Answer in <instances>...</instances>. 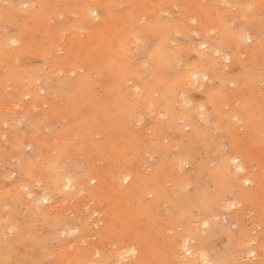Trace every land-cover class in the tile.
<instances>
[{"label": "rangeland", "instance_id": "rangeland-1", "mask_svg": "<svg viewBox=\"0 0 264 264\" xmlns=\"http://www.w3.org/2000/svg\"><path fill=\"white\" fill-rule=\"evenodd\" d=\"M263 127L264 0H0V264H264Z\"/></svg>", "mask_w": 264, "mask_h": 264}, {"label": "bare ground", "instance_id": "bare-ground-1", "mask_svg": "<svg viewBox=\"0 0 264 264\" xmlns=\"http://www.w3.org/2000/svg\"><path fill=\"white\" fill-rule=\"evenodd\" d=\"M93 12V11H92ZM94 12L95 13H97V15H98V10H94ZM93 12V13H94ZM91 13V11H86V13H85V15L87 16V17H90L91 18V15L93 14H90ZM96 15V16H97ZM21 31V30H20ZM242 38V37H241ZM242 39H244V38H242ZM248 47V46H247ZM169 53V52H168ZM206 54V53H205ZM215 64V63H214ZM199 70H201V69H199ZM203 70V69H202ZM62 74V73H61ZM197 77V76H196ZM78 80V79H77ZM174 84V83H173ZM8 87V86H7ZM170 87V86H169ZM7 90V89H6ZM222 91V90H221ZM146 100V99H145ZM5 109V108H4ZM171 109H172V107H171ZM176 115V114H175ZM263 119V118H262ZM263 122V121H262ZM260 125V124H259ZM256 128H258V126L256 127ZM264 128V127H263ZM258 130V129H257ZM35 133V132H34ZM196 138V137H195ZM206 147V146H205ZM200 157V156H199ZM182 158V157H181ZM195 161V160H194ZM236 161V160H235ZM237 170L238 171H244V168H243V166H241L240 165V167H238L237 168ZM65 175H68V174H65ZM64 177V176H63ZM70 178V177H69ZM211 178V177H210ZM72 179V178H71ZM129 179V177H125V179H124V182H126L127 180ZM190 181V180H189ZM212 181V180H211ZM62 182H63V180H62ZM67 184H63V183H61V184H63V191H65V190H70L71 189V186H72V181L70 180V179H68L67 178ZM197 191V190H196ZM211 195V194H210ZM46 201H48V200H46ZM193 203V202H192ZM206 208V207H205ZM178 218V217H177ZM71 224V223H70ZM69 224V225H70ZM206 225V223L204 224V226ZM81 233V232H80ZM44 244V243H43ZM46 244V243H45ZM184 244L186 245V244H188V242L187 241H185L184 242ZM186 247V246H185ZM232 247V246H231ZM138 250V249H137ZM137 250L135 249V248H133L132 250H131V254H136V252H137ZM231 257H232V255H231ZM197 258V256H195V255H193L192 254V252H191V250H187V255L186 256H184V259L185 260H193V259H196ZM213 259V258H212ZM237 261V260H236Z\"/></svg>", "mask_w": 264, "mask_h": 264}, {"label": "snow or ice", "instance_id": "snow-or-ice-1", "mask_svg": "<svg viewBox=\"0 0 264 264\" xmlns=\"http://www.w3.org/2000/svg\"><path fill=\"white\" fill-rule=\"evenodd\" d=\"M203 111V110H202ZM202 119H203V117H202ZM45 203H46V201H45ZM205 227H207V225H205ZM97 255H99V253H97Z\"/></svg>", "mask_w": 264, "mask_h": 264}]
</instances>
